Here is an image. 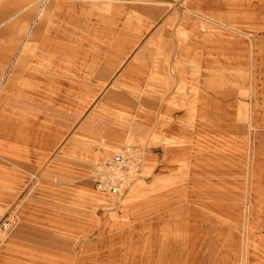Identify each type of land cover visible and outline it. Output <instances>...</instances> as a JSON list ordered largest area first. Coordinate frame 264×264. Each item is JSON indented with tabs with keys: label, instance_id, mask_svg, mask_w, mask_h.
<instances>
[{
	"label": "rangeland",
	"instance_id": "obj_1",
	"mask_svg": "<svg viewBox=\"0 0 264 264\" xmlns=\"http://www.w3.org/2000/svg\"><path fill=\"white\" fill-rule=\"evenodd\" d=\"M8 11L68 56L62 113L51 98L30 159L21 143L6 169L0 264H264V0H0ZM12 23L0 87L29 45L3 67ZM122 150L140 170L107 197L93 176Z\"/></svg>",
	"mask_w": 264,
	"mask_h": 264
},
{
	"label": "crops",
	"instance_id": "obj_2",
	"mask_svg": "<svg viewBox=\"0 0 264 264\" xmlns=\"http://www.w3.org/2000/svg\"><path fill=\"white\" fill-rule=\"evenodd\" d=\"M20 14V11L13 14L8 11L0 17V24L13 22L12 31L17 38L2 53L7 55L4 68L12 60L17 41L22 38V45L29 43L28 47H24V54L16 59L7 82L0 87V137H3L0 144V207L16 191V180L6 170L8 165L16 164L15 154L21 143L25 148L26 159H30L34 136L38 132L36 129L47 127L51 98L58 100V113H62L63 104L60 101L64 99L62 88L67 77L65 65L58 61L68 56L67 48H62L68 46L58 43L54 48L50 47L47 39H44L43 23L33 29L28 26L26 19L18 18ZM45 15L43 11L40 18L43 19ZM35 118L41 122L36 123Z\"/></svg>",
	"mask_w": 264,
	"mask_h": 264
},
{
	"label": "built area",
	"instance_id": "obj_3",
	"mask_svg": "<svg viewBox=\"0 0 264 264\" xmlns=\"http://www.w3.org/2000/svg\"><path fill=\"white\" fill-rule=\"evenodd\" d=\"M51 1L54 0H40L41 7ZM140 166L141 162L136 154L127 150L117 152L93 176L98 192L107 197H123L134 180L132 178L138 174Z\"/></svg>",
	"mask_w": 264,
	"mask_h": 264
},
{
	"label": "bare ground",
	"instance_id": "obj_4",
	"mask_svg": "<svg viewBox=\"0 0 264 264\" xmlns=\"http://www.w3.org/2000/svg\"><path fill=\"white\" fill-rule=\"evenodd\" d=\"M9 225H10V227H12V224H9ZM9 225H8V226H9ZM8 226H7V227H8ZM0 235H1V236L3 235V233H2V230H1V229H0Z\"/></svg>",
	"mask_w": 264,
	"mask_h": 264
}]
</instances>
